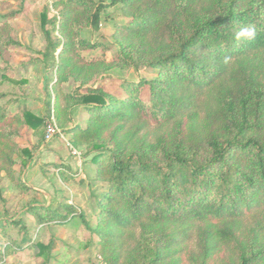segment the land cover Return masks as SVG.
Listing matches in <instances>:
<instances>
[{
	"label": "trees",
	"instance_id": "obj_1",
	"mask_svg": "<svg viewBox=\"0 0 264 264\" xmlns=\"http://www.w3.org/2000/svg\"><path fill=\"white\" fill-rule=\"evenodd\" d=\"M55 4L59 17L42 16L40 54L53 73L46 88L52 83L59 125L86 146L94 179L107 185L96 196V226L78 215L97 236L99 264H214L225 248L232 256L220 264H264V0ZM117 4L127 22L115 27V58L84 59L79 51L100 44L82 29L97 30L103 9ZM9 31L0 27V56L16 44ZM112 66L156 75L122 81L121 93L89 85ZM69 79L77 90L61 93ZM76 104L88 114L84 126L65 124ZM45 124L44 116L0 104V181L3 171L13 178L21 128ZM26 209L38 224L67 222L45 204ZM37 244L47 260L51 245ZM15 245L0 250V262Z\"/></svg>",
	"mask_w": 264,
	"mask_h": 264
},
{
	"label": "rangeland",
	"instance_id": "obj_2",
	"mask_svg": "<svg viewBox=\"0 0 264 264\" xmlns=\"http://www.w3.org/2000/svg\"><path fill=\"white\" fill-rule=\"evenodd\" d=\"M59 0H0V27L8 25L9 35L16 44L9 46L0 56V104H6L11 113L27 110L46 122H54L60 133L45 140V129L35 130L23 126L16 138L18 154L13 178L2 172L0 181V219L6 217L0 226V250L13 241L17 243L8 253H3L0 264H99L101 257L96 249L97 236L81 223L79 214L83 213L93 229L98 213L96 196L105 191L107 185L94 179L95 166L91 155L86 153L85 145H74L72 135L62 129L54 111V90L52 83L46 88V80L54 79L51 70L46 69L40 52L44 49L46 38L42 28V16L59 17ZM108 3L110 0H96ZM127 18L122 15L120 5L103 9L97 30L83 28L81 35L90 42H98L95 49L79 51L86 60H113L117 53L113 36L117 24H124ZM51 29V26H47ZM53 38H59L57 30L51 29ZM156 75L151 69L135 70L112 66L90 86H102L106 91L121 93L120 84L124 80L137 81L150 79ZM79 83L73 79L60 84L61 93H73ZM82 90H80L81 92ZM51 96V113L47 116V102ZM61 106L65 102L60 98ZM71 122L85 125L88 114L83 105L70 108ZM153 130L152 127H148ZM68 142L80 153L71 154ZM25 149L26 152H22ZM25 153V154H24ZM28 161L22 168L21 160ZM24 182L22 189L17 180ZM41 203L66 215L67 222L49 221L38 224L34 215L27 212L30 204ZM12 220V221H10ZM256 218L248 219L254 224ZM20 221V225L15 222ZM25 226V230L21 229ZM37 243L51 245L49 257L40 252ZM232 254L229 249L219 250L214 264L228 260ZM235 257V255H234Z\"/></svg>",
	"mask_w": 264,
	"mask_h": 264
},
{
	"label": "built area",
	"instance_id": "obj_3",
	"mask_svg": "<svg viewBox=\"0 0 264 264\" xmlns=\"http://www.w3.org/2000/svg\"><path fill=\"white\" fill-rule=\"evenodd\" d=\"M60 133L57 125L54 122H46L45 124V140H49L50 138H52L54 135ZM71 154H73L75 157H79V152L77 151V149L68 142Z\"/></svg>",
	"mask_w": 264,
	"mask_h": 264
}]
</instances>
